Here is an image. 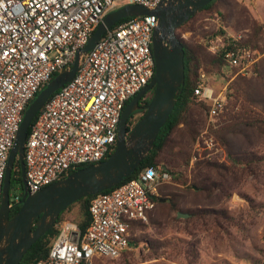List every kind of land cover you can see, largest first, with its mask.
Segmentation results:
<instances>
[{"label":"built area","instance_id":"2783aa9c","mask_svg":"<svg viewBox=\"0 0 264 264\" xmlns=\"http://www.w3.org/2000/svg\"><path fill=\"white\" fill-rule=\"evenodd\" d=\"M117 1L0 0V201L24 109L53 74L71 66L77 51ZM159 1L125 0L124 5L151 8ZM156 25V15L149 13L107 26L82 56L75 75L45 101L24 142L25 185L30 193L113 152L124 107L153 78ZM240 39L216 36L207 48L223 55L225 67L245 75L255 57L250 47L236 44ZM194 94L206 103V125L193 146L190 167L214 146L209 131L226 108L227 85L215 91L209 76L201 73ZM171 178L168 169L149 166L136 177L92 195L88 225L81 228L65 219L56 222L58 231L47 255L31 264H124L117 260L137 248L130 241L131 222L148 221L160 187ZM22 195H9L11 209L21 205Z\"/></svg>","mask_w":264,"mask_h":264},{"label":"rangeland","instance_id":"374dc122","mask_svg":"<svg viewBox=\"0 0 264 264\" xmlns=\"http://www.w3.org/2000/svg\"><path fill=\"white\" fill-rule=\"evenodd\" d=\"M125 3L117 1L114 9ZM256 23H261L262 30L256 41L258 47L247 45L255 57L250 73L242 75L237 69L224 66L222 74L208 75L215 91L227 85L226 108L218 125L209 131L214 146L204 150L193 166H189L190 159L183 163L176 169L178 174L163 184L159 198L166 200L159 201L150 219L134 229L139 241L127 256L129 264H264V134L253 126H244L240 132L228 133L226 144L215 134L223 124L234 122L227 116L235 90L229 83L238 78L241 81L236 87L246 81L245 102L264 118V0H217L211 9L195 13L188 26L178 27L175 33L186 41L201 43L211 52L207 48L210 39L232 35L240 36V42ZM238 107L234 112L239 111ZM192 115L197 120L194 137L190 138L180 124L165 153L174 155L181 149L191 157L196 139L206 125L203 109H194ZM138 116L132 119L131 127ZM229 154L241 158V163H233ZM201 162L213 165L207 167ZM22 192V186L16 187L12 181L9 193ZM172 201L175 209L170 207ZM73 208L64 210L61 220L75 222L78 206ZM192 209L199 215H176L177 211Z\"/></svg>","mask_w":264,"mask_h":264},{"label":"water","instance_id":"95a60500","mask_svg":"<svg viewBox=\"0 0 264 264\" xmlns=\"http://www.w3.org/2000/svg\"><path fill=\"white\" fill-rule=\"evenodd\" d=\"M211 0H160L154 7L126 4L108 12L81 47L69 68H62L37 92L24 109L10 149L0 201V264H19L29 247L55 226L59 214L80 198L112 188L129 177L149 153L158 133L169 118L184 82V47L176 29ZM154 13L157 25L152 35L155 61L153 78L124 107L113 152L104 160L72 171L65 177L30 193L25 185L24 142L31 121L42 105L77 72L87 53L114 22L121 18ZM153 90L144 113L132 127L131 114L139 101ZM23 186L21 205L10 217L9 189L15 161ZM165 168V167H164ZM167 169V168H165ZM163 200V199H161ZM166 200V199H164ZM178 217L189 213L177 212Z\"/></svg>","mask_w":264,"mask_h":264},{"label":"trees","instance_id":"16d2710c","mask_svg":"<svg viewBox=\"0 0 264 264\" xmlns=\"http://www.w3.org/2000/svg\"><path fill=\"white\" fill-rule=\"evenodd\" d=\"M216 1L217 0H211L207 5H205L202 9L198 10L196 13L211 9L213 5L216 3ZM194 16L195 14L192 17H190L187 21H185L184 24H181L179 28L187 27L189 21ZM261 30H262L261 23H256L254 30L249 35L244 37L243 40L237 42L236 44H241L245 46L250 45L251 47L254 48L258 47L256 41L258 39V34ZM219 32L220 34L223 33V31H219ZM177 37L180 39L184 47V82L185 83L182 86L181 93L179 94L176 100V103L174 105L171 114L169 115V118L167 119V121L161 128L160 132L158 133L149 153L140 163L137 169L134 170V172L129 177L125 178L121 182L136 177L141 170L149 166L165 167L169 169L172 175L173 174L177 175L178 172L176 171V169L179 166H181L183 163L187 164L190 159V153L189 152L183 153L181 149H178L176 152H174L175 156L171 153L170 154L165 153V151L170 145L169 141L171 140V135L180 127L179 126L180 124L183 125L187 135L190 138L194 137L196 132L197 120H195V118L193 117L192 111L198 107L204 110L206 107L205 101L200 99L198 96L194 94V89L196 87L199 75L201 73H205L207 75L222 74L223 67L225 66V59L222 54L209 52L206 49V47L201 43H198L196 41H186L181 37L179 33L177 34ZM56 74L57 73L53 74L52 77L55 76ZM240 81L241 78H238L235 79V81L229 83V86L230 87L234 86L235 90L234 92H232L233 99L230 102V110L228 111L227 116L229 120H233L234 122L232 124L231 123L223 124L220 128L215 130V134L224 144H226L225 137L228 133L240 132L241 130H243L244 126H253L264 134V118L262 117L261 113L257 112L254 109H251L253 108V105H250L249 102H245V100L247 99V96H245L246 91L244 90L245 89L244 84H246L245 83L246 81L238 85V87L235 86V84L240 83ZM54 93H52L50 96H52ZM152 93L153 90L150 92V94L147 97H145V99L142 102L144 105H146L149 102ZM254 102L255 101H253V103ZM238 105H239L238 107L239 111L234 112L235 107ZM143 111H141L142 112L141 115L144 113ZM141 115H139L137 119H139ZM130 124H132V121ZM229 158L235 164L241 163L240 161L241 158L237 157L236 155L229 154ZM201 163H204V165H206L207 167L213 165L211 162H201ZM196 164H198V162ZM85 166L87 165H82L79 168ZM19 168H20L19 163L16 160L14 163V170L12 171L11 174V181L15 182V184L21 181L20 180L21 171ZM69 173H67L66 175H68ZM162 186L160 187V190ZM91 198L92 195L80 198L79 200L74 201V203H72L70 206H68L65 209V211L66 210L68 211L69 209H74L73 208L74 206H78V210L75 213L76 214L75 222L78 223L81 228H85L89 223L90 217H89L88 206ZM161 199L163 198L157 199L156 205L159 201H164L165 198L163 200ZM170 200H172V198ZM19 207L20 205H15V207H13L10 213V217L18 211ZM170 207L175 209L176 207L175 202L173 201L170 202ZM151 212L148 213V219H150ZM180 212H184V211H180ZM188 212H189V216L199 215V212H196L193 209L188 210ZM188 212H184V213H188ZM207 212L210 213L211 211L207 210ZM61 213L59 214L56 222L61 220V216H60ZM224 216L226 215L224 214ZM144 223L145 222L142 221L131 222L130 241L135 245H137L139 238H137L134 229H136L139 226H142ZM57 231H58L57 228L54 226L50 228L46 233L44 232V234L29 247V249L26 251L24 256H22L23 258L19 264H31L35 260L43 259L47 255V252L57 234ZM129 253L130 252L123 253L122 256L117 260V262L129 264L130 261L127 260L128 259L127 256L129 255Z\"/></svg>","mask_w":264,"mask_h":264},{"label":"flooded vegetation","instance_id":"af4514ba","mask_svg":"<svg viewBox=\"0 0 264 264\" xmlns=\"http://www.w3.org/2000/svg\"><path fill=\"white\" fill-rule=\"evenodd\" d=\"M152 90H150V91H148V92H146L145 93V95L142 97V99L139 101V106L141 107L140 109H138V110H136V111H134L132 114H131V116H130V118H129V120H128V127L130 128L131 127V121H132V119L134 118V117H136L137 115H141V111H143L144 110V104L142 103L143 102V100L145 99V97H147L149 94H150V92H151ZM20 182H18L17 184H16V187L18 186V187H21L22 186V179H21V176H20ZM11 184H12V181L10 182V187H11ZM22 188H23V186H22ZM21 200V199H20ZM13 209V208H12ZM12 209H11V211H12ZM11 211H10V213H11Z\"/></svg>","mask_w":264,"mask_h":264}]
</instances>
